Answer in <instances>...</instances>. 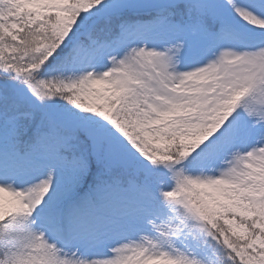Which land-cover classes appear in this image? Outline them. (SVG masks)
Returning <instances> with one entry per match:
<instances>
[{"label": "snow or ice", "instance_id": "6c2138e0", "mask_svg": "<svg viewBox=\"0 0 264 264\" xmlns=\"http://www.w3.org/2000/svg\"><path fill=\"white\" fill-rule=\"evenodd\" d=\"M0 264H264V0H0Z\"/></svg>", "mask_w": 264, "mask_h": 264}]
</instances>
